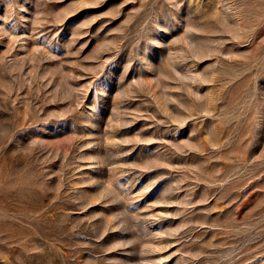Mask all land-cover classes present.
<instances>
[{
    "label": "rangeland",
    "instance_id": "374dc122",
    "mask_svg": "<svg viewBox=\"0 0 264 264\" xmlns=\"http://www.w3.org/2000/svg\"><path fill=\"white\" fill-rule=\"evenodd\" d=\"M0 264H264V0H0Z\"/></svg>",
    "mask_w": 264,
    "mask_h": 264
}]
</instances>
